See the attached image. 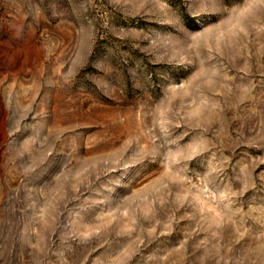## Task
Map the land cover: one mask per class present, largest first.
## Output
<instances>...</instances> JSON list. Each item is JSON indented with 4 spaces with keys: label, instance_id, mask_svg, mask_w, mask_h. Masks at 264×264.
I'll use <instances>...</instances> for the list:
<instances>
[{
    "label": "rangeland",
    "instance_id": "374dc122",
    "mask_svg": "<svg viewBox=\"0 0 264 264\" xmlns=\"http://www.w3.org/2000/svg\"><path fill=\"white\" fill-rule=\"evenodd\" d=\"M0 264H264V0H0Z\"/></svg>",
    "mask_w": 264,
    "mask_h": 264
}]
</instances>
